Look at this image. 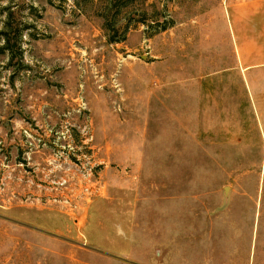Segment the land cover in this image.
<instances>
[{"label":"rangeland","instance_id":"obj_1","mask_svg":"<svg viewBox=\"0 0 264 264\" xmlns=\"http://www.w3.org/2000/svg\"><path fill=\"white\" fill-rule=\"evenodd\" d=\"M0 264H264V0H0Z\"/></svg>","mask_w":264,"mask_h":264}]
</instances>
